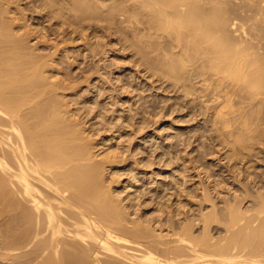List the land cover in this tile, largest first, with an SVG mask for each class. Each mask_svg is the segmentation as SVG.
<instances>
[{
    "label": "bare ground",
    "instance_id": "6f19581e",
    "mask_svg": "<svg viewBox=\"0 0 264 264\" xmlns=\"http://www.w3.org/2000/svg\"><path fill=\"white\" fill-rule=\"evenodd\" d=\"M56 3L70 20L97 19ZM11 8L0 5V264H264V0H134L135 23L156 41L146 55L136 47L137 74L229 128L225 138L215 128L220 173L198 171L200 202L160 204L166 233L162 216L155 227L128 219L107 191L112 160H96L79 128L94 108L60 98L65 85L32 56Z\"/></svg>",
    "mask_w": 264,
    "mask_h": 264
},
{
    "label": "rangeland",
    "instance_id": "374dc122",
    "mask_svg": "<svg viewBox=\"0 0 264 264\" xmlns=\"http://www.w3.org/2000/svg\"><path fill=\"white\" fill-rule=\"evenodd\" d=\"M6 1L0 3L4 10L21 9V16L17 14L19 11L12 10L21 21L15 19L12 11L8 15H13L17 27L22 25L18 29L27 35L23 37L30 41L31 50L34 49L32 56L41 55L40 63L45 67L53 66L48 68L58 79L53 80L65 85V90L64 86L59 88L63 91L58 90L60 98L69 101L71 110L85 100L94 108L91 114L85 113L83 122L79 120V128L85 131L86 142L91 141L96 147V160L104 157L112 160L103 171L107 191L120 201L128 219L142 223L141 218L143 221L154 218L155 227L158 216H162L166 233L167 216L159 211L160 204L176 203L175 210L180 201L184 208L192 201L200 202L198 171L220 173V154L215 152L223 146L218 145L215 128L225 138L229 130L227 124L221 118L211 119L206 107L201 108L192 97H183L167 84L162 85L163 88L158 84L150 86L152 83H148L146 77L137 74L136 47L146 55L150 50L148 44L156 41L144 35V20L141 19V24L135 23L134 0ZM56 2L70 10L75 5L91 7L97 19L87 16L81 22L70 20L66 13H59ZM226 110L223 109L224 119H229ZM94 113L100 117L93 119ZM94 122L98 126H94ZM187 208L185 212L191 209L190 205ZM216 225L218 231L223 229L222 224ZM125 246L128 257L139 254L140 248L136 245ZM102 259L113 260L109 256H102ZM118 262L131 264L130 261Z\"/></svg>",
    "mask_w": 264,
    "mask_h": 264
}]
</instances>
